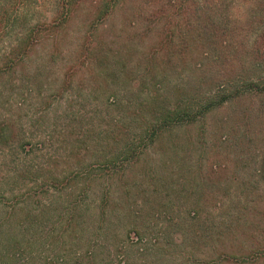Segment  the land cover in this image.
<instances>
[{"label": "rangeland", "instance_id": "374dc122", "mask_svg": "<svg viewBox=\"0 0 264 264\" xmlns=\"http://www.w3.org/2000/svg\"><path fill=\"white\" fill-rule=\"evenodd\" d=\"M101 1L110 0L76 4L0 76L3 236L33 235L48 254L84 252L98 236L105 254L127 240L136 264H264V94L247 91L150 145L139 140L166 110H198L221 85L235 91L250 79L264 31L258 0H119L110 14ZM52 5L13 8L0 59L52 18ZM130 147L138 157L100 175V163ZM85 168L95 178L50 181Z\"/></svg>", "mask_w": 264, "mask_h": 264}, {"label": "trees", "instance_id": "16d2710c", "mask_svg": "<svg viewBox=\"0 0 264 264\" xmlns=\"http://www.w3.org/2000/svg\"><path fill=\"white\" fill-rule=\"evenodd\" d=\"M29 0H0V32L6 28V23L14 15L13 8L17 7L19 3L21 4L16 8L17 12L21 9V5H26ZM43 1V0H41ZM52 3L51 11L54 13L52 18L49 20H45L43 22H38L34 24L32 28L29 29L28 36L21 39L19 44L12 45L4 57L0 59V76H5L10 72H15L17 67H19L23 62H25V58L29 56L31 51L35 48L36 42L39 39L38 33L44 32H55L59 31V29L66 24L69 20H71L73 9H75L76 4L82 3L84 0H44V2ZM98 2L100 0H97ZM111 1V2H110ZM109 2L101 1L100 7L102 6L105 13H112V10L118 8L119 0H110ZM263 0H258V2L254 6V14L262 15L264 19V7ZM214 6V5H213ZM262 6V7H261ZM263 9L262 12L256 11L257 8ZM13 10V11H12ZM253 15V14H252ZM218 15H210L207 19V23L211 24V27H215L218 21ZM5 22V23H4ZM174 30H172V36L174 34ZM5 34V33H4ZM264 38V31L261 35H258L252 44V52L254 53L253 46H256V51L260 52L259 57L256 58L255 67L252 70V74H250V79H246L244 83L240 84V86H236L235 91L227 90V88H231L230 84L221 85L224 89L223 93H217V95L207 99V102L198 110H194L191 108V105L188 103H180L176 107L172 109L166 110L162 113L156 120V122L152 123L151 126L144 130V133L140 136V143L144 145L152 144L160 134H162L167 129L171 128L173 125H179L184 123H191L198 121L201 116H204L211 110L222 106L229 102L230 100L242 96L243 93L249 91L250 95H261L264 94V49L261 51V47L257 48L259 45V39ZM173 39V37H172ZM262 53V55H261ZM5 124L3 122L0 123V142L5 144L4 136L5 135ZM12 136V134L10 135ZM4 141V142H3ZM15 141V140H14ZM8 142V145H10ZM139 149L134 150L133 147H130L126 150L123 156H110L107 157L102 163H100V170L102 171L100 175H105L110 170H116L120 165V168H123L125 164L132 160L134 157L139 156ZM264 151V150H263ZM134 152V153H133ZM118 165V166H117ZM261 177L264 180V158L262 160L261 165ZM115 168V169H114ZM110 169V170H109ZM84 175V176H83ZM83 176L86 180L91 179L93 176L90 175L89 169L85 168L82 171H75L70 175L52 176L50 180L54 186L61 185L62 187H71L72 183L77 182L79 177ZM91 177V178H90ZM95 178V177H93ZM45 185V183H43ZM81 188V187H80ZM83 193H86L87 190L83 189ZM105 196L101 203V211L104 213L106 208H103V205H106ZM196 205L195 203H193ZM196 208H192L190 212H195ZM194 210V211H193ZM23 227V224H20ZM28 226L26 227V229ZM5 231H1L0 228V264H136V260L131 261V257L133 256V250L127 248L129 245L127 240H119L118 244L114 247L113 250L107 249L106 253L103 254L102 251L107 242V237L98 236L96 238L88 240L90 242L89 247L84 252L74 251V252H63L57 254L46 253L42 251H36L33 248L36 245H39V241L35 239L33 235L28 236L23 232L19 234H14L11 236V233L8 237H4ZM144 237L137 238L136 241H143ZM82 238H78L79 241ZM56 238L54 239V241ZM135 241V238H132V243L138 244ZM55 242H59L56 240ZM130 242V241H129ZM130 243V244H132ZM25 246H28L30 249L29 252ZM102 249V250H101ZM103 254V256H101Z\"/></svg>", "mask_w": 264, "mask_h": 264}]
</instances>
